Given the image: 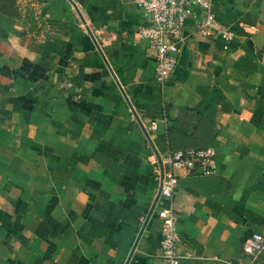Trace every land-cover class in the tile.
<instances>
[{
  "label": "crops",
  "instance_id": "crops-1",
  "mask_svg": "<svg viewBox=\"0 0 264 264\" xmlns=\"http://www.w3.org/2000/svg\"><path fill=\"white\" fill-rule=\"evenodd\" d=\"M233 32H192L163 87L134 0H0V264H264V0H213ZM86 22L87 28L82 25ZM155 121V126L151 125ZM216 148L153 206L152 159ZM143 218V220H141Z\"/></svg>",
  "mask_w": 264,
  "mask_h": 264
},
{
  "label": "built area",
  "instance_id": "built-area-1",
  "mask_svg": "<svg viewBox=\"0 0 264 264\" xmlns=\"http://www.w3.org/2000/svg\"><path fill=\"white\" fill-rule=\"evenodd\" d=\"M142 12V22L137 27L140 37L148 40V48L155 57V81L163 87L174 69L182 43L187 39L185 27L187 18L194 5L198 16L193 33L201 36L221 33L226 41L233 32L221 24L213 11V0H134ZM82 25L87 24L82 20ZM155 126V121H151ZM153 170L158 183L156 202L171 197L176 190L179 174L175 167L185 174H210L216 168V148L213 145L199 147L167 148L159 158L152 159ZM157 214L161 220V241L159 255L167 264H183L178 252L179 233L177 211L170 203L159 207ZM143 220V218H141ZM245 252L256 256L264 248V227L253 231L242 243Z\"/></svg>",
  "mask_w": 264,
  "mask_h": 264
},
{
  "label": "water",
  "instance_id": "water-1",
  "mask_svg": "<svg viewBox=\"0 0 264 264\" xmlns=\"http://www.w3.org/2000/svg\"><path fill=\"white\" fill-rule=\"evenodd\" d=\"M155 202H156V198H155V200H154L153 206L155 205Z\"/></svg>",
  "mask_w": 264,
  "mask_h": 264
}]
</instances>
